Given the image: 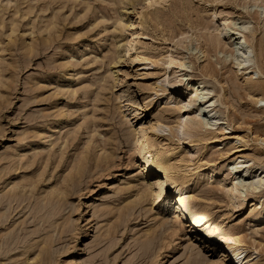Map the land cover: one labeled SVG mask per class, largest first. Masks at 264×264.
<instances>
[{
  "label": "rangeland",
  "instance_id": "374dc122",
  "mask_svg": "<svg viewBox=\"0 0 264 264\" xmlns=\"http://www.w3.org/2000/svg\"><path fill=\"white\" fill-rule=\"evenodd\" d=\"M134 1L0 0V264H234L216 242L222 232L243 238L252 264H264V187L229 193L246 183L230 174L233 163L264 168V0ZM247 21L255 60L240 69L232 32ZM198 80L215 109L198 101L180 110L193 96L188 81ZM181 117L203 124L183 137ZM139 134L154 157L180 164L156 203H138L148 186L161 190L135 146ZM104 153L107 165L97 160ZM176 189L216 230L185 213L179 221ZM53 195L64 200L51 203ZM161 217L178 219L177 234L159 231ZM152 227L162 235L147 251L142 235Z\"/></svg>",
  "mask_w": 264,
  "mask_h": 264
},
{
  "label": "bare ground",
  "instance_id": "6f19581e",
  "mask_svg": "<svg viewBox=\"0 0 264 264\" xmlns=\"http://www.w3.org/2000/svg\"><path fill=\"white\" fill-rule=\"evenodd\" d=\"M136 1V0H135ZM134 1V2H135ZM143 2L145 1L146 3V6L147 7H149V5L151 6V5H153V4H155V3H153L154 1L155 2H157V1H161V2H163L164 3V0H142ZM130 2H132V1H130ZM160 2V3H161ZM159 3V4H160ZM132 4V3H131ZM130 4V5H131ZM133 5V4H132ZM263 5V11H260V12H262V14H264V3L262 4ZM155 6V5H154ZM161 6V5H160ZM226 6V5H225ZM144 7V6H143ZM126 16V15H125ZM123 19V18H122ZM122 21V20H121ZM123 23V22H122ZM222 23V22H221ZM244 24L243 25H241L240 27L241 28H239V29H236L234 32H232L233 33V35H234V41H233V44H232V50H233V56H234V60H235V64L240 68V69H244L245 67H248V66H250V65H252V63L254 62V60H255V58H254V48H253V46H251L249 43H248V41L246 40V37H245V35L243 34V32L244 31H246L248 28H249V22L247 21V22H243ZM130 25V24H129ZM133 25V24H132ZM225 24L224 23H222L221 25H219L218 26V28H217V30H220L222 33L225 31ZM49 28V27H48ZM209 30H211V29H209ZM206 31V30H205ZM209 32V31H208ZM222 33H220V34H222ZM136 34V33H135ZM185 35V34H184ZM183 35V36H184ZM186 36V35H185ZM184 36V37H185ZM217 41V43L218 44H220V42H221V40L220 39H217L216 40ZM115 42V41H114ZM132 42V41H131ZM186 42V41H185ZM132 48V47H131ZM134 49V48H133ZM202 51V50H201ZM206 52V51H205ZM204 53V52H203ZM115 54V56L117 55L116 53H114ZM124 54V53H123ZM122 54V55H123ZM205 56H206V54H204ZM115 56L113 57V58H115ZM172 56V55H171ZM112 58V59H113ZM122 58V57H121ZM172 58V57H171ZM170 58V59H171ZM135 60H141V61H145V63H142V64H146V59L144 58V57H142L141 55H138V56H136L135 58H134ZM117 60V59H116ZM115 61V59H113V62ZM134 61V60H133ZM172 61H174V60H172ZM175 62V61H174ZM151 63V62H150ZM171 63V62H170ZM177 63V62H176ZM172 65V64H171ZM181 66V68H182V70H184V69H186L185 67V65H183V64H181L180 65ZM111 68V67H110ZM187 70V69H186ZM113 72V71H112ZM211 75V74H210ZM185 76H186V74H185ZM192 79V78H191ZM169 82V81H168ZM170 83V82H169ZM188 84L190 85V87L192 88V90H191V93L193 94V96L191 97V99H190V101L189 102H187V103H182V105L180 106V110H182V111H186V109L192 104V103H196V102H203L204 101V103H203V105H206V104H208L207 106H205L203 109H204V111H206L205 109H208V108H211V107H213L214 106V101H212L213 100V96L212 97H209V95H210V93H211V89L208 87V85H206L205 84V82L204 81H201V80H198L197 82H195V83H191V82H189L188 81ZM169 85V84H168ZM157 86V85H156ZM76 92V91H75ZM187 101V100H186ZM181 102V101H180ZM215 109V107H213L211 110H209V112H211V111H213ZM201 110V109H200ZM183 117V116H182ZM180 118V120H179V122H178V128H177V131L179 132V133H181L182 134V136L184 137V135H186V136H188L189 138L192 136V134H191V130L194 128V129H196V130H198V127H199V125H201V124H203V123H201V122H199V121H197V120H195V119H191V120H184L183 118ZM167 118V117H166ZM215 120H217V118L215 117ZM157 123H154L152 126H151V129H152V131H155L156 132V130L158 129V127H162V122H158V121H156ZM213 122H214V120L213 119H210V122H207L206 123V125H213ZM215 125V124H214ZM213 125V126H214ZM164 126V125H163ZM53 128V127H52ZM141 129H143V128H141ZM54 131V130H53ZM137 133V132H136ZM138 133H139V131H138ZM147 133V132H146ZM143 134V133H142ZM158 133L156 132V135H157ZM160 134V133H159ZM170 138V137H169ZM201 137H198L197 139H200ZM167 139V138H166ZM193 141V140H192ZM199 141V140H198ZM203 141H204V139H203ZM205 141H207V140H205ZM210 141V140H209ZM28 143V142H27ZM193 145V144H192ZM135 146L137 147V149H138V153H139V155L140 156H142V158H143V160L145 161V168L146 169H149L150 170V168H152V171H153V173H155L156 175H157V177H159V181H157V182H159L158 184H159V186H160V188H161V190L160 191H155L154 189H153V186L151 187V189L149 188V186H148V190L150 189L151 191H145V193L144 194H142V196L140 197V199L138 198V203H142V202H146V200H147V198L150 196L152 199H153V201H155V203H156V201L157 200H159L160 198H161V196H162V194H163V190H165V183L169 180H171L172 178L170 177V175L171 174H173V173H175V168L176 167H180V164H178V165H173L172 163H170V161L168 160V159H166V158H162V156L160 157L159 155H156L155 157L153 156V154L151 153V150H150V148H151V146H150V144H149V141H148V138H146V136H144V135H138V136H136V140H135ZM105 151V150H104ZM236 151H240V150H236ZM106 152V151H105ZM87 154V153H86ZM35 155H37V154H35ZM104 157H103V156ZM101 156L103 157H97V160L98 159H101V161H102V163H103V160H104V163H105V165H107V164H109L108 162H110V161H108V160H110V158L109 157H107V156H105V153L104 154H102ZM78 156V155H77ZM80 156V155H79ZM83 156V155H82ZM82 156L80 157V159H82ZM86 156V155H85ZM89 156V155H88ZM108 156H111L112 157V154L110 155V154H108ZM5 157H7V156H5ZM242 157V156H241ZM36 158V157H35ZM88 158L89 157H85L84 159H87L88 160ZM182 158V157H181ZM90 159V158H89ZM103 159V160H102ZM22 160V159H21ZM79 161V160H78ZM77 161V162H78ZM86 161V160H85ZM184 162L185 160H181V162ZM81 162V161H80ZM80 162H78V163H80ZM97 162H100V160L99 161H97ZM182 162V163H183ZM77 163V164H78ZM84 163V162H83ZM83 163H81V165H83V168H81V166L79 165V170H78V172H79V174H77V172H76V176H78L79 178H80V176L82 175L83 176V174L85 173H83V174H80V173H82V171H84L85 170V164H88L87 162L85 163V164H83ZM101 163V162H100ZM103 163V164H104ZM184 163H186V161L184 162ZM15 164H16V162H15ZM14 164V165H15ZM32 164H34V163H32ZM31 164V165H32ZM102 164V166H105V165H103ZM190 164V163H189ZM11 165H9V167H10ZM30 166V165H29ZM78 166V165H77ZM87 166V165H86ZM98 166V165H97ZM185 166V165H184ZM190 166V165H189ZM9 167H7V168H9ZM12 167V166H11ZM14 167V166H13ZM17 167V166H16ZM16 167H14V168H12L11 170H14L15 171V169H17ZM75 167H76V165H75ZM95 167V166H94ZM77 168V167H76ZM75 168V169H76ZM4 169H6V168H4ZM78 169V168H77ZM84 169V170H83ZM88 168H86V170H87ZM8 170V169H7ZM9 170H10V168H9ZM180 170H181V168H180ZM179 170V171H180ZM73 171V170H72ZM71 171V172H72ZM75 172H73V173H75ZM176 172H178V171H176ZM183 172V171H182ZM188 172V171H187ZM187 172H184V173H187ZM43 173V172H42ZM233 173H235L234 175L236 176V174H238V173H240L241 174V176L243 177V178H245L244 180L246 181V183H244V185L243 184H237V182L232 186V188L229 190V193H231V195L233 196L232 197V199L233 198H236L237 196L235 195V192H237L238 191V187L241 185V186H243L244 188H247V189H249V190H259V189H261V188H263L264 187V168H257V170H253L252 171V168H250V167H248V162L247 161H239V162H235V163H233L232 165H231V172H230V174H233ZM1 174V173H0ZM72 174V173H71ZM73 175V174H72ZM178 175V174H177ZM176 175V176H177ZM40 176H42L41 174H40ZM74 176V175H73ZM81 176V177H82ZM27 177V176H26ZM156 177V178H157ZM173 177V176H172ZM0 178H2V177H0ZM68 179L69 178H72V176H70L69 175V177H67ZM65 179L66 180V182H68V179ZM74 178V177H73ZM72 178V179H73ZM77 178V177H76ZM76 178L75 179H73V181L75 182V180H76ZM79 178H77V179H79ZM171 178V179H170ZM181 178V177H180ZM26 179V178H25ZM163 179V180H162ZM182 179V178H181ZM173 180V179H172ZM177 180V179H176ZM30 181V179L27 181V182H29ZM34 181V180H33ZM175 181V180H174ZM26 182V181H25ZM27 182H26V185L24 186V187H27ZM35 183H37L36 181H34ZM33 182V183H34ZM70 182H71V180H70ZM176 182V181H175ZM183 182V181H182ZM171 183V182H170ZM17 184V183H16ZM15 184V185H16ZM67 184H70V183H66V186H68ZM21 185V184H20ZM20 185H17V187L18 186H20ZM72 184H70V187H72L71 186ZM181 185V184H180ZM185 185V184H184ZM29 186H31V185H29ZM34 186V185H33ZM65 186V187H66ZM14 187H16V186H14ZM16 187V188H17ZM20 187H22V186H20ZM70 187H69V189H70ZM147 187V186H146ZM156 187V186H155ZM176 187V186H175ZM23 188V187H22ZM57 188V187H56ZM142 188V187H141ZM156 188H158V187H156ZM20 189V188H19ZM66 189H67V187H66ZM66 189H64L63 188V190L61 191V193L62 192H67L68 193V190H66ZM33 190V189H32ZM55 190V189H54ZM57 190V189H56ZM181 190V189H180ZM17 191H19L18 189H16V191L14 190V191H11L12 192V196H14V199H15V197H20V195H18L17 196V194H18V192ZM24 191V190H23ZM22 191V192H23ZM58 191V190H57ZM21 192V191H20ZM21 192V194H23ZM56 192V191H55ZM59 192V191H58ZM69 192H70V190H69ZM251 192V191H250ZM32 193H33V191H32ZM31 193V194H32ZM51 193H54V191H52ZM51 193H50V195H51ZM60 192H59V194H61ZM175 193V195H174V206H175V214H177L176 215V217L179 219V221H180V214H182V213H185V214H188L189 216H190V222H191V224H193V225H202V226H204V227H206L207 228V230L208 231H211V230H216V227L214 226V225H212L211 224V220L208 218V216L206 215V212H204V211H202V208H200V207H190L191 206V203H190V200H189V198H188V196L186 195L187 193H185L184 191H179L178 189H176V191L174 192ZM9 194H10V192H9ZM20 194V193H19ZM26 194V193H25ZM58 194V195H59ZM24 195V194H23ZM49 195V196H50ZM55 196H56V194H54ZM53 195V196H54ZM57 195V196H58ZM65 195V194H64ZM230 195V194H229ZM230 195V196H231ZM25 197H26V195H24ZM28 196V195H27ZM55 196L53 197V200L55 199ZM56 196V197H57ZM66 196H67V194H66ZM25 197H24V199H25ZM48 197V196H47ZM51 197V196H50ZM149 197V198H150ZM198 197V196H197ZM203 197V196H202ZM9 198H10V196H9ZM62 198V197H61ZM61 198L60 199H56V201H60L61 200ZM17 199V198H16ZM22 198H20V200H21ZM48 199H50L49 197H48ZM51 199H52V197H51ZM151 199V200H152ZM53 200H50L51 201V203L53 202H56L55 200L53 201ZM62 200H64V196H63V198H62ZM49 201V200H48ZM234 201H235V199H234ZM62 202V201H61ZM61 202H59V203H61ZM135 204L137 203V201H133ZM50 203V202H49ZM149 204V203H148ZM60 205V204H59ZM132 205H133V203H132ZM54 206V205H53ZM52 206V207H53ZM47 208V207H46ZM124 208H126V206L124 207ZM153 208V207H152ZM127 209V208H126ZM49 210V209H48ZM132 210V209H131ZM152 210V209H151ZM51 211V210H50ZM129 211V210H128ZM127 211V212H128ZM52 212V211H51ZM121 212H122V210H121ZM49 214H50V212H48ZM129 213V212H128ZM126 214V213H125ZM124 214V215H125ZM155 215V214H154ZM48 216V215H47ZM119 216H120V214H119ZM126 216V215H125ZM127 216H129V215H127ZM7 217V216H6ZM151 217V216H150ZM123 218H124V216H123ZM47 219V218H46ZM126 219V218H125ZM158 219V218H157ZM157 219H155L156 220V222H157V228H160V230L159 231H161V229H166V226H168V230H170V231H172L173 233H171V234H173V235H175V234H177L176 233V229L179 227V221H178V219L176 220H174V219H172L171 221H169V220H165L163 217H161L159 220H157ZM258 219L259 220H261V219H263V216H259L258 217ZM3 222H2V220H1V217H0V224H2ZM67 223V222H66ZM122 223V222H121ZM64 225V224H63ZM115 225H117V224H115ZM2 226V225H1ZM181 228V227H180ZM185 228V227H184ZM168 230H167V232H168ZM220 230V229H219ZM165 231V230H164ZM163 231V232H164ZM230 231V230H229ZM108 233H110V232H108ZM107 233V234H108ZM158 233L159 232H157V229L156 228H150L149 230H147L146 231V233L144 234V235H142L143 236V238H146L145 240H143V243H144V245H143V243H142V245H143V247L145 248L146 246L148 247L150 244L152 245V243L154 242L155 243V241H156V238H158V240H159V237H158ZM207 233V232H206ZM214 233V232H213ZM160 234V233H159ZM8 235V234H7ZM6 235V236H7ZM12 235V234H11ZM11 235H9V236H11ZM160 235H162V234H160ZM159 235V236H160ZM13 236V235H12ZM12 236H11V238H12ZM145 236V237H144ZM5 237V236H4ZM14 237H15V235H14ZM7 238H8V236H7ZM6 238V239H7ZM10 238V239H11ZM161 238H163V237H161ZM216 238V242L217 243H219V244H221V246L223 247V249H225V252H228V255H227V257H229V258H231V260L233 261V263L234 264H252V261H253V258H252V256L250 255V254H248V249H247V247H246V244L244 243V240H243V238H241V237H239V236H237V235H233L232 236V234H228V233H224V232H222V233H218V235L215 237ZM14 239V238H13ZM15 240V239H14ZM43 242L45 243V245L46 246H44L43 247V249L41 250V253H38V254H41V255H43L44 253L43 252H45V254L48 252V249H47V245L48 244H50V242H51V240H52V237H49V235L44 239L43 238ZM141 240V241H142ZM155 240V241H154ZM13 241V240H12ZM16 241V240H15ZM139 241V240H138ZM8 242V240L5 242V243H7ZM43 242L41 243L40 242V244H43ZM9 243H10V241H9ZM153 243V244H154ZM160 243V242H159ZM14 244H15V242H14ZM13 244V245H14ZM38 244V243H37ZM52 244V243H51ZM10 246H11V243L9 244ZM36 245V244H35ZM44 245V244H43ZM156 245V244H155ZM6 246H8V244H6ZM28 246V245H27ZM34 245L32 244V245H30L28 248H27V251L26 252H28L32 247H33ZM37 246V245H36ZM35 246V247H36ZM51 247H52V245L49 247L50 249H51ZM146 247V248H147ZM6 248V247H5ZM9 248V247H8ZM39 249V251H40V248H38ZM146 250V249H145ZM149 250V247H148V249H147V251ZM12 251V250H11ZM31 251V250H30ZM43 253V254H42ZM64 253V252H63ZM37 254V253H36ZM37 254V255H38ZM52 255V254H51ZM223 255V254H222ZM40 256V255H39ZM47 257H48V254L46 255ZM225 256V255H224ZM53 257V256H52ZM40 258H42L41 259V261L44 259V260H46L45 258H43V256H41ZM197 258H198V256H197ZM255 259V258H254ZM48 260V259H47ZM53 260V259H52ZM196 260V259H195ZM195 260H193L192 262H194ZM29 261V260H28ZM27 261V262H28ZM37 261V260H36ZM190 261V260H189ZM198 261H200V259L198 260ZM198 261H196V263L198 262ZM44 262V261H43ZM155 262V261H154ZM46 263V262H45ZM49 263V262H48ZM210 263V262H209ZM214 263V262H213ZM71 264H74V262L72 261L71 262ZM189 264V263H188ZM212 264V263H211ZM215 264V263H214Z\"/></svg>",
  "mask_w": 264,
  "mask_h": 264
}]
</instances>
